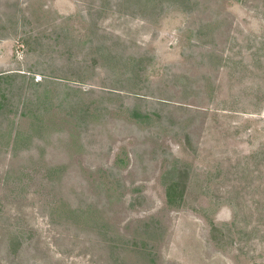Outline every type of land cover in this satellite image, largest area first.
Instances as JSON below:
<instances>
[{"label":"rangeland","instance_id":"374dc122","mask_svg":"<svg viewBox=\"0 0 264 264\" xmlns=\"http://www.w3.org/2000/svg\"><path fill=\"white\" fill-rule=\"evenodd\" d=\"M3 73L0 264H264V0H0Z\"/></svg>","mask_w":264,"mask_h":264},{"label":"trees","instance_id":"16d2710c","mask_svg":"<svg viewBox=\"0 0 264 264\" xmlns=\"http://www.w3.org/2000/svg\"><path fill=\"white\" fill-rule=\"evenodd\" d=\"M2 76H6V77H8V76H10V73H3V74H1L0 75V78L2 77ZM176 186H177V184H172V185H170L169 187H168V189H167V200H168V202L170 203V204H176V202H175V198H174V191H175V189H176Z\"/></svg>","mask_w":264,"mask_h":264}]
</instances>
